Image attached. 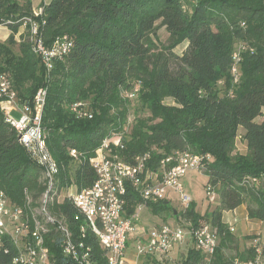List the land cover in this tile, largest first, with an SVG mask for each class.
<instances>
[{"label":"trees","instance_id":"trees-1","mask_svg":"<svg viewBox=\"0 0 264 264\" xmlns=\"http://www.w3.org/2000/svg\"><path fill=\"white\" fill-rule=\"evenodd\" d=\"M32 9L30 0H0V25L17 34L25 17L33 16ZM40 18L44 42L49 45L66 35L73 43L68 53L47 72L32 51L26 26L17 54L0 42V74L10 79L20 103L30 107L37 91L45 90L41 127L58 166L56 192L71 184L78 190L93 184L96 173L90 158L111 132L125 133L119 150L125 160L147 153L145 168L152 171L178 151L209 154L202 173L218 195L217 204L201 214L192 200L174 215L190 229L209 223L219 239L210 264H231L234 259L222 252L232 239L223 211L246 204L247 217L264 223V118L256 120L264 115V0H50ZM162 26L168 38L156 44L151 35ZM183 41L187 46L177 54L174 49ZM236 42L244 49L234 82L230 67ZM136 83V96L126 97L123 93ZM166 98L173 104L165 103ZM134 99L149 116L137 117L126 133L128 105ZM76 101L88 102L90 118H78L69 110ZM240 128L247 152L233 154ZM71 148L78 152L76 159L69 154ZM45 190L42 167L18 141L0 108V191L12 205L31 213ZM142 201L129 190L127 213ZM145 205L155 214L174 211L164 199ZM46 206L62 219L72 240L90 247L95 264H106L104 250L69 198L57 201L55 195ZM48 227L45 245L53 264H75L62 253L64 237L56 224ZM16 255V245L5 235L0 264H14ZM253 256L250 247L239 259ZM202 261L201 252L191 247L181 264Z\"/></svg>","mask_w":264,"mask_h":264},{"label":"built area","instance_id":"built-area-1","mask_svg":"<svg viewBox=\"0 0 264 264\" xmlns=\"http://www.w3.org/2000/svg\"><path fill=\"white\" fill-rule=\"evenodd\" d=\"M30 1L32 3L33 0ZM46 4V0H39L36 8L32 5L33 16L25 17L22 27L28 26L32 51L49 72L54 61L68 53L73 43L66 35L56 37L49 45L44 42L40 33L44 19L37 20V18L42 17L43 7ZM237 43L232 53L230 67L234 82H237L240 76L239 64L241 51L244 49V44ZM219 84H222V81ZM138 90L139 84L136 83L123 94L133 99ZM44 98L45 90L41 88L34 96L33 107L20 103L10 79L5 74H0V108L6 120L16 129L18 141L42 167L46 181V190L40 199L39 206L31 213L12 205L6 195L0 191V248L3 237L9 235L17 247L14 264H53L54 260L45 245V234L49 230V224H56L64 237L60 244L63 255L75 264H95L90 247L82 240H72L71 232L62 219H57L47 210V202L52 201L53 196L57 195V201L67 197L79 209L86 226L92 230L100 247L104 250L106 264H126L127 236L135 231L137 210L147 201L156 202L165 198L168 190L175 191L182 206L188 207L192 198L186 193L182 179L190 171H202L205 161L211 157L209 154L202 155L188 150L178 151L162 160L158 169L152 171L145 168V162L149 156L147 153L135 156L133 161L125 160L119 153V150L124 148L125 133L111 132L90 158V165L96 173L93 184L80 190L71 184L64 188L62 193H57L55 183L58 166L47 148L46 133L41 127ZM15 109L21 113L18 119L11 115ZM69 110L78 118L92 116V110L86 101L71 103ZM129 123L128 117L127 124ZM69 154L76 159L78 152L71 148ZM170 162L174 163L168 166ZM250 182L258 184L259 180L251 178ZM129 190L136 192L143 200L136 205L137 210L130 214L125 208ZM205 194L209 202L217 203L218 195L211 186L206 185ZM80 231L83 236V226ZM148 234L147 243L139 241L136 249L145 255H158L161 260L167 258L171 250L177 244H181L187 235L193 239V247L206 257L213 255L218 244L216 231L207 222H202L196 229H185L178 223H164L151 228ZM253 247V257L247 260L234 259L231 264H264L262 243L258 242Z\"/></svg>","mask_w":264,"mask_h":264},{"label":"rangeland","instance_id":"rangeland-1","mask_svg":"<svg viewBox=\"0 0 264 264\" xmlns=\"http://www.w3.org/2000/svg\"><path fill=\"white\" fill-rule=\"evenodd\" d=\"M47 3L50 0H46ZM39 0H33L32 5L34 8L38 5ZM187 7V6H186ZM160 21H157L156 24H159ZM24 32V27H20L19 32L17 34H11L10 30L6 26L0 27V42L7 44L9 48L12 50L14 54L18 53V43L20 41V34ZM152 40L156 44H162L167 41L168 38V32L166 31L165 27H158L155 31V34L151 35ZM238 45H234V48ZM187 46V41L181 42L174 51L177 54H181L184 49ZM165 103L173 104L172 100L170 98H166ZM20 112L18 109H15L11 112V115L13 118L18 119L20 117ZM264 114V110H263ZM149 116V111L142 105V103L137 100H131L128 105V117L130 120V123L126 126V133L130 131L129 125L134 124V120L137 117H145ZM130 125V126H131ZM124 130V129H123ZM247 152L245 142L241 139V134L238 131V135L235 138L233 142V148L232 153H243L245 154ZM202 172V171H199ZM186 178H190L188 181H186ZM186 178L182 179V182L184 183V189L187 191L192 198L195 199L196 203V210L203 214L207 209L211 210L217 203H211L207 200L206 194H205V187H206V175L205 174H198L194 172H188L186 174ZM76 187V186H75ZM62 190V189H61ZM63 191V190H62ZM62 191L60 193H62ZM65 192V191H64ZM169 199L171 200V205L174 209H176L178 212L182 211L184 207L180 203L178 194L173 191L169 190ZM218 202V201H217ZM246 206V204H244ZM164 217L169 218L168 220L175 219V221L182 225L183 228L189 229V224L186 222L182 217L174 218L170 213L164 215ZM244 221V228H242L243 233L241 232V235H238L239 231L234 229V222L232 224H228L230 227V232L232 235V239L229 242V247H226L222 250L225 257L228 259H239L246 256V250L250 247H253L254 245H257L258 242L262 243L263 235H264V223H260L258 220L255 219H249L248 217H245V214L242 216ZM167 222V221H166ZM246 225V226H245ZM232 228V229H231ZM259 238V239H257ZM144 242L145 240H141ZM217 241L219 242V239L217 238ZM128 245L132 247L133 242L127 241ZM191 248L189 244H185L183 246V253H181L178 256V259H175V263L173 264H181V261L186 255L187 250ZM202 254V253H201ZM203 255V261L202 264H210L212 256L206 257Z\"/></svg>","mask_w":264,"mask_h":264},{"label":"crops","instance_id":"crops-1","mask_svg":"<svg viewBox=\"0 0 264 264\" xmlns=\"http://www.w3.org/2000/svg\"><path fill=\"white\" fill-rule=\"evenodd\" d=\"M263 118H264V115L257 118L256 120L260 122ZM239 132H240V134H242L243 129L240 128ZM190 172H194V173H198V174L202 173L199 171H190ZM184 178H186V175L184 176ZM186 179H187L186 181H188L190 178H186ZM206 179H207V176H206ZM168 192H169V190L167 191V194L165 195V198H163V199L167 200L169 202V205L172 207ZM186 193H188V192L186 191ZM191 198H192V196H191ZM192 200L194 202H196L194 198H192ZM135 209H136V207H135ZM137 212H138V218L135 221V231L133 233H130L127 236V241L129 240L130 242H133V244H132V247H130V245H128V243L126 241V247H127L126 248V264H173V263H175L174 260L178 259V256L181 253H183V251H184L183 246L185 244H189L191 247H193V240H192L190 235H187L185 237V240L181 244H177L171 250V252L167 256V258H165L164 260H161L160 259L161 257H159L158 255H150V254L145 255V254L139 253L136 249V245L141 240H145L144 242L141 241L142 243H144V244L147 243V241L149 239L148 231L151 228L159 226V225L164 224V223H172L173 224V223H177V222L175 221V219L168 220L169 218L164 217V215L168 214V212H162L160 214H155L146 205H144L139 210H137ZM176 212H178V211L176 209H174L173 213L171 214L174 218H178V216L175 217V215H174V214H176ZM244 214H245V217H247L246 206L244 204H242L233 210L223 211L222 221L225 222L227 225L232 224V222H234V229L239 231L238 235H241V232L243 233L242 228H244V224H245L243 221V217H242ZM259 222L261 224L263 223L262 221H259ZM257 239H259V238H257ZM184 257H185V255H184ZM184 257H183V259H184Z\"/></svg>","mask_w":264,"mask_h":264}]
</instances>
